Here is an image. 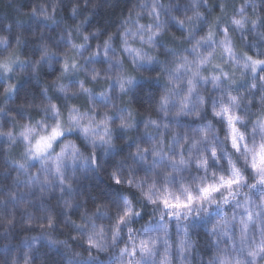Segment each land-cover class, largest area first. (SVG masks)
<instances>
[{
	"label": "clouds",
	"instance_id": "obj_1",
	"mask_svg": "<svg viewBox=\"0 0 264 264\" xmlns=\"http://www.w3.org/2000/svg\"><path fill=\"white\" fill-rule=\"evenodd\" d=\"M0 264H264V0H0Z\"/></svg>",
	"mask_w": 264,
	"mask_h": 264
}]
</instances>
